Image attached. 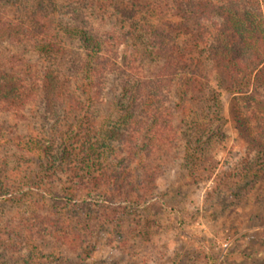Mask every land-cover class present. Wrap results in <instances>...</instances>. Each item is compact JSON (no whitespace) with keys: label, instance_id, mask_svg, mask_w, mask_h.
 I'll use <instances>...</instances> for the list:
<instances>
[{"label":"trees","instance_id":"obj_1","mask_svg":"<svg viewBox=\"0 0 264 264\" xmlns=\"http://www.w3.org/2000/svg\"><path fill=\"white\" fill-rule=\"evenodd\" d=\"M0 40L38 53L35 68L0 48V111L38 99L40 134L20 138L39 161L30 189L50 204L81 200L87 231L106 224L94 207L118 223L164 209L149 201L157 169L176 146L193 162L223 92L264 170V0H0ZM115 91V114H102ZM58 173L76 188L43 182Z\"/></svg>","mask_w":264,"mask_h":264},{"label":"rangeland","instance_id":"obj_2","mask_svg":"<svg viewBox=\"0 0 264 264\" xmlns=\"http://www.w3.org/2000/svg\"><path fill=\"white\" fill-rule=\"evenodd\" d=\"M79 46L71 45L80 54ZM0 48L2 55L18 54L37 67L30 44L0 40ZM116 93L99 106L102 114H115ZM220 99L222 110L202 132L204 145L196 146L193 162L176 146L157 169L156 196L149 201L164 209L142 208L118 223L113 212L94 207L106 224L88 231L81 200L50 204L30 189L39 178V161L20 138L40 134L37 97L17 114L2 109L0 184L11 189L4 194L0 187V264H264V170L247 153L229 115L232 96L223 92ZM44 181L76 188L65 173Z\"/></svg>","mask_w":264,"mask_h":264}]
</instances>
